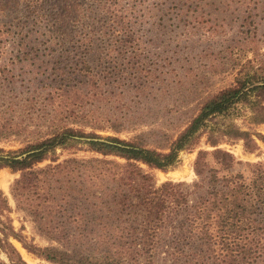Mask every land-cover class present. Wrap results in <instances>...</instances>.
Returning <instances> with one entry per match:
<instances>
[{"label":"trees","instance_id":"trees-1","mask_svg":"<svg viewBox=\"0 0 264 264\" xmlns=\"http://www.w3.org/2000/svg\"><path fill=\"white\" fill-rule=\"evenodd\" d=\"M12 1L0 2V12H5ZM31 1V11L39 4L43 9V3ZM59 3L62 12L54 15L60 16V22L49 20L35 33L48 39H56L55 34L66 37L68 29L65 32L61 28L71 25V66L67 71L60 69L51 90L60 100L56 112L60 118L50 134L29 142L24 149L0 150V170L20 173L12 187L17 208L32 216L38 231L62 248L28 241L23 228L14 227L9 200L0 190V264H28L12 239L52 264H155V257L161 253L167 254L172 264H264V162H243L219 147L242 141L247 153H255L260 149L258 142L264 144V134L252 131L253 126L264 125V30L254 24L256 3L57 0L55 5ZM225 3L227 8L221 11L239 12L234 16L237 21L254 25L248 32H240L238 42L233 40L248 48L253 57L239 64L234 83L204 103L168 151L148 147L144 134L132 140L97 134L95 130L120 132L126 123L99 114L104 102L115 97L122 100L132 90L142 91L141 86L127 90L124 82L128 72L120 74V64L110 56L120 45L108 51L110 60L105 61L100 54L106 40L128 37L120 42L132 48L128 63L134 68L139 65L135 61L140 49L136 42L146 30L144 20L150 18L140 7L146 8L158 25L167 26L193 21L192 15L204 6L216 5L218 10ZM67 15L71 23L62 21ZM15 27H0V52L6 37L17 35L21 40L15 56L29 59L34 50L29 48L30 36L22 27ZM12 68L0 64V90L8 88V82L15 86ZM39 89H33L36 97L42 94ZM28 101L26 110L30 113L34 98ZM239 106L250 112L249 131L229 119ZM68 118L80 126H70ZM9 120H0V138L29 133L21 122ZM85 126L93 132H86ZM203 138L213 150L198 151L194 162L198 179L188 189L171 181L157 187L144 171L143 165L168 170L178 163L180 152L195 149ZM73 143L86 144L102 158L58 162L55 154L51 156L59 146ZM47 160L51 163L39 167Z\"/></svg>","mask_w":264,"mask_h":264},{"label":"rangeland","instance_id":"rangeland-1","mask_svg":"<svg viewBox=\"0 0 264 264\" xmlns=\"http://www.w3.org/2000/svg\"><path fill=\"white\" fill-rule=\"evenodd\" d=\"M56 1L33 0L43 3V9L39 4L36 8L32 7L34 11H31L28 7L31 0H15L6 7L5 12H0V27H22L30 36L29 48H34L29 59L17 58L15 55L19 54L18 44L21 39L17 35H10L6 37V41L4 40L0 52V64H6L8 68L14 67L12 74L16 82L15 86L8 82L9 87L5 86L4 90H0V120L10 119L9 121L21 122L25 128L28 127L29 132L0 138V150L5 152L19 151L29 142L47 136L60 118L56 113L60 100L55 99V94L51 90L52 83L61 73L60 69L64 68L67 71L71 66V25L63 24L61 28L65 32L68 29L66 37L55 34L56 39H48L45 35L40 36L35 33L44 29L49 20L52 23L60 22L58 19L60 16L54 14L62 12L60 9L62 4L55 5ZM220 1L225 0H218V3ZM0 2L9 3L10 0H0ZM253 2L258 6L254 12V24L264 30V0H253ZM215 6H204L196 11L191 17L193 21L175 22V25L167 26L158 25L156 21L154 22L153 15L146 8L140 7L145 9L142 12L148 14L150 18L147 20L135 18L136 21L144 20L146 30L136 42L140 49L136 53L135 61L139 65L135 64L134 68H130L128 63L132 48H129L128 44L124 47L122 46L124 43L120 42L123 39L127 40L128 37L122 39L112 36L109 41L106 40L100 48V54L106 58L105 61L110 60L107 59L110 56H114L116 62L120 64L117 67L120 74L128 72L124 82L127 90L141 86L142 91L132 90L126 93L122 100L115 97L104 102L99 114L103 113L112 120H123L126 123L120 132L113 129L95 130L97 134L102 138L114 136L124 140H132L137 135L144 134L147 136L148 147L168 151L174 140L197 116L204 103L234 83L237 70L240 68L239 64L251 59L253 54L248 48L234 44L233 40L238 42L241 37L240 32L242 30L248 32L254 25L242 24V20L237 21L234 16L239 12L232 14L231 10L221 11L227 8L226 3L218 10ZM244 10L246 6L241 13H244ZM62 21L71 23V16H64ZM113 40H118L117 44ZM116 45L120 46L108 56V51ZM261 47L264 53V45ZM109 63L111 64L107 62V65ZM144 84H146L145 89ZM38 87L44 90L39 89L42 94L36 97L37 94L33 93V89ZM11 88L13 91L10 90ZM30 97L34 98L35 106L28 113L26 104L29 103ZM233 112V116L229 117L230 121L243 130H251L249 110L239 106ZM67 120L70 126L75 128L80 126V123L73 121V118ZM84 128L86 132H93L90 126ZM252 131L264 134V125L253 126ZM258 144L260 149L255 153H247L242 141L223 143L219 147L232 152L243 162H264V144L260 141ZM200 149L213 150L211 146L205 144L203 138L195 149L180 152L178 163L166 171L150 169L145 165L142 167L153 177L157 187L171 181L181 183L184 189H188L198 179L194 162ZM54 154L58 162L69 158L82 161L102 158L101 155L89 151L87 145L83 143L59 146L51 156ZM50 163L51 161L47 160L39 167ZM240 169L246 168L240 167ZM19 177L20 173H14L9 168L0 170V190L9 200L12 208L10 217L14 227L17 230L23 228L27 240L36 245L62 248L61 244L49 240L38 231L32 216L17 208L12 187ZM11 241L28 264H52L29 253L21 242L15 239ZM23 252L31 257V262L24 258ZM155 264L172 263L167 254L161 253L155 257Z\"/></svg>","mask_w":264,"mask_h":264},{"label":"bare ground","instance_id":"bare-ground-1","mask_svg":"<svg viewBox=\"0 0 264 264\" xmlns=\"http://www.w3.org/2000/svg\"><path fill=\"white\" fill-rule=\"evenodd\" d=\"M23 256H24V258H25L27 261H29V262L32 261L31 257H30L26 252H23Z\"/></svg>","mask_w":264,"mask_h":264}]
</instances>
